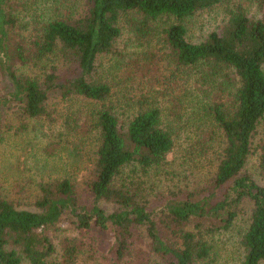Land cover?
Listing matches in <instances>:
<instances>
[{
  "label": "trees",
  "instance_id": "obj_1",
  "mask_svg": "<svg viewBox=\"0 0 264 264\" xmlns=\"http://www.w3.org/2000/svg\"><path fill=\"white\" fill-rule=\"evenodd\" d=\"M224 1L84 0L78 13L70 0H0V72L11 85L0 95V123L15 109L25 121L44 120L52 133L63 121L60 129L70 132L73 124L99 143L83 185L69 174L41 180L34 209L21 205L27 192L19 185L0 183V264H52L49 233L63 222L81 235L109 237V255L118 264H135L138 254L128 259L144 254L142 245L160 260L154 264H209L211 239L233 229L246 203L251 214L241 237L242 264H264V186L246 168L264 128V19L230 11L221 32L199 43L188 38L189 23ZM23 3L34 10L28 37L17 31L15 13ZM125 34L142 49L134 70L143 72L142 84H152L119 107L98 67ZM158 46L164 52L159 69L146 51ZM55 100L81 109L72 118L69 109L57 115ZM120 108L127 111L121 115ZM186 127L201 138V148L186 158L188 176L197 159L214 170L204 185L192 183L184 165L170 159ZM258 150L264 178V142ZM79 154L68 155L78 163ZM81 243L62 240V264H77Z\"/></svg>",
  "mask_w": 264,
  "mask_h": 264
},
{
  "label": "rangeland",
  "instance_id": "obj_2",
  "mask_svg": "<svg viewBox=\"0 0 264 264\" xmlns=\"http://www.w3.org/2000/svg\"><path fill=\"white\" fill-rule=\"evenodd\" d=\"M70 1L76 6L78 13L84 12V0ZM239 9L251 19H264V0H226L214 9L203 11L197 15L189 23L188 38L199 43L210 33L221 32L229 19L230 11ZM33 14L34 10L31 9V5L23 3V5L17 7L15 15L18 18L17 31L20 35L26 37L32 35ZM141 51L142 49L140 50L135 39L131 35L125 34L117 43L116 52L104 57L99 64V75L112 84L115 89V100H117L116 103L119 107L125 106V100L123 99L137 101V98H140L143 93L142 89L148 92L151 91L150 84L152 83L148 87L145 83L142 84L143 72L134 70L138 59L137 54H140ZM146 51L149 52L147 59L154 61L153 63L159 69L163 62L157 60H162L164 57L161 47L158 46L156 49L146 47ZM168 68V64L164 62L162 74L164 72L166 75ZM22 72L24 70L20 69V73ZM25 72L28 75L31 74L29 70H25ZM7 83V79L5 80L0 72V95L10 92L11 85ZM52 103L53 109L59 112L57 115H63L69 109L68 116L71 117V111L76 113L81 109L77 105L78 103L75 102L68 104L55 100ZM14 110L7 111L0 123V183L5 187L19 185L22 190H25L27 194L22 197L25 200H21V205L27 209H34V197H32L36 193L34 185L41 180L57 179L69 174L78 177L82 186L88 176L90 158L98 148L99 143L96 135L94 133L89 134L83 128L74 129L73 124H71V131L66 132L65 126L59 128L63 121L57 124L55 133H52L45 127L46 122L44 120L25 121L20 118L17 110ZM126 111L123 108L119 109L121 115ZM123 118L125 119V115ZM57 134L58 137H56ZM199 137L195 127L183 129L176 152L170 156V159H173L175 164L184 165V175L189 178L192 177V183L204 185L208 183L214 173L213 168L208 166L210 164L204 162V159H197L198 167L188 176L191 163H185L186 158H189V154L197 151L196 149L201 146V144H196L201 139ZM60 138L63 143L59 144L57 149H54L53 143H58ZM263 142L264 128H260L254 141L255 152L250 157L246 168L254 179L264 186V178L261 176L258 167L260 154L258 145ZM74 150H77L78 153L82 152V154H79L81 157H76L78 163L71 158ZM70 153L71 156L68 155ZM200 163L205 166H200ZM75 173H78V175H74ZM250 214L251 204L246 203L244 212L233 229L218 233L211 239L210 243L213 246V251L209 264H242L244 253L240 245L241 237L247 228ZM49 234L56 247L52 264H62L61 242L65 238L73 237H78L82 242L77 264H118L109 255V237L101 240L93 238L94 235H81L68 222H63L58 229ZM141 248L144 254L135 251L128 259L130 262L134 261L137 254L139 256L136 257L135 264H154L155 260L160 261L155 257L149 258L145 252V247L142 245Z\"/></svg>",
  "mask_w": 264,
  "mask_h": 264
}]
</instances>
